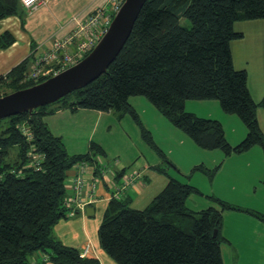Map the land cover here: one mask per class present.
Segmentation results:
<instances>
[{"label":"trees","instance_id":"obj_1","mask_svg":"<svg viewBox=\"0 0 264 264\" xmlns=\"http://www.w3.org/2000/svg\"><path fill=\"white\" fill-rule=\"evenodd\" d=\"M21 6L20 0H0V20L18 15ZM110 13L114 17L115 12ZM182 19L189 25H183ZM258 19H264V0H148L124 48L96 81L32 113L0 120V264H100L97 258L83 256L54 237L55 225L68 218L69 171L80 162H95L104 153L93 143L88 153L70 155L44 120L60 109L113 111L119 118L129 115L157 150L130 104L131 97L144 96L203 149L222 150L227 157L256 146L264 152V132L258 119L264 97L260 103L253 100L247 72L235 69L230 46L243 38L235 32V22ZM13 42L11 33H3L0 50ZM34 59L27 58L0 77V97L46 80L27 78ZM189 100L218 101L225 113L237 115L245 123V139L232 146L220 121L185 109ZM195 170L212 178L218 168L198 166ZM195 193L201 192L170 178L144 209L113 198L98 231L101 248L117 264H224L223 212L264 216L217 198L212 199L219 208L194 212L186 201ZM38 253L39 260H33Z\"/></svg>","mask_w":264,"mask_h":264},{"label":"crops","instance_id":"obj_2","mask_svg":"<svg viewBox=\"0 0 264 264\" xmlns=\"http://www.w3.org/2000/svg\"><path fill=\"white\" fill-rule=\"evenodd\" d=\"M112 9L113 0H43L35 11H29L21 6L18 15L0 20V35L9 32L14 37L12 45L0 50V77L7 76L8 73L27 58L36 57L47 52L55 41L62 40L74 31H77L79 26L86 23L95 12L104 10L110 13ZM234 30L243 34V38L234 40L230 44L234 67L236 70H245L247 72L250 95L256 103H260L264 97V19L237 21L234 24ZM79 40L81 38L76 39L72 45L67 47L66 51L74 53ZM138 103L142 104L139 101ZM204 103L208 104H204L203 108L211 109L212 112H217V114L225 118L228 117L222 114L221 111L223 110H221L219 102V104L217 102ZM130 104L138 113V105L135 102L133 103L132 100H130ZM188 105L187 101L185 109L197 115V111L189 109ZM149 112L152 115V122L163 123L159 116L161 113L157 114L152 108H149ZM214 116L211 111H208L205 117L202 115L199 117L215 119L216 117ZM123 119L128 120L129 118H127V115L119 118V115L113 111L103 112L92 109L73 111L71 109H60L52 115H47L44 120L51 132L63 140L70 155H82L89 152L94 141L103 147L102 139L106 135L107 130L112 128L114 122ZM258 119L259 123H261L260 125H262L261 127H264V112L261 109L258 110ZM215 120L222 123L219 119ZM141 123L152 134L149 129L150 127H146L145 125L147 123L144 124L142 121ZM169 129L172 133H176L175 130ZM238 132L239 139L243 141L246 131L243 128L242 132ZM231 145L234 144L231 143ZM112 154L122 156L125 159V153H122L120 150H114ZM138 154L145 156L143 150L135 153V155ZM233 157L229 156L227 158L231 159L232 171L238 175V179L234 183L229 182L219 186L224 188L229 187L233 191L234 200L239 204V208L254 211L264 216V206L257 191V186L259 185L264 189V156L262 157V152L257 150V148H253L237 156L239 158ZM227 158L220 156V165H216V162L219 160V157H216L213 160V164H215L213 165V169L210 167L208 169L214 170L218 168V171H220ZM159 162L154 160V164L144 163L143 169H140L143 170V179L140 177L143 180V186H140L139 182L136 181V185L121 197L132 208H134V205L138 206L134 209L146 208L166 187L170 178L179 179L197 188L190 181L183 179L184 176L179 173V177L170 173L169 168L171 167L165 168ZM89 165H95L94 169L89 172L87 180L91 182L92 179H95L97 200L86 207L85 213L79 212L75 217L60 220L55 225L54 237L65 246L76 248L81 253L90 245L91 251L85 256L97 258L100 264H117L101 248L98 231L104 213L112 200V194L116 191V183L124 178V172L129 171L128 165L127 163L124 164L120 159L115 165L116 169L113 170L102 167L98 159ZM198 166L207 165L204 161H198L194 164L193 168ZM151 168H156L157 172L164 173L165 175L157 184H152ZM144 173H148V175L145 176ZM75 174V168L69 171L66 180L65 201L75 196L72 188V180ZM158 176L159 174L156 177ZM198 190L200 191V189ZM216 196L217 199L223 201V196H218L217 194ZM261 196L264 198V191ZM190 199L191 196L186 201L187 208L194 212L204 210L193 209ZM209 207L214 206L209 205ZM90 208L93 211L87 213V209ZM221 235L227 240L222 245L224 264H264V219H260L246 211H224ZM39 258L40 254L33 256V260L35 261L39 260ZM46 264L54 263L48 262Z\"/></svg>","mask_w":264,"mask_h":264},{"label":"rangeland","instance_id":"obj_3","mask_svg":"<svg viewBox=\"0 0 264 264\" xmlns=\"http://www.w3.org/2000/svg\"><path fill=\"white\" fill-rule=\"evenodd\" d=\"M183 25H189L186 19H182L181 21ZM5 92H10L9 89H6ZM130 100L138 105V115L140 120L147 126H149L152 134L150 133L153 142L155 143L156 148H153L141 135V128L136 123V121L129 115H127V119L119 120L113 123L112 128L108 129L106 135L103 136L102 143H103V150L104 153L96 157L98 159L100 165L102 167L108 169H116L115 165L117 161H123L124 164L127 163L128 172H124L123 176L127 177L133 174H138L141 179H143V165L144 163L154 164V160L159 163H162V166L165 168H169V172L179 177L180 175L184 176L183 179L190 181L191 184L197 186L200 189L201 194H192L190 203L193 209H205L210 206L219 207L217 203L214 202L212 198L216 197V194L219 196H223V201L232 205L233 207H239V204L234 200L233 191L230 190L229 187H220L219 185L227 184L229 182L234 183L235 180L238 179V175L232 171V162L231 159L229 160L227 156L224 154L222 150H207L199 147L188 135L182 132L180 129L176 128L171 124V122L165 118L163 115H159L163 123L152 122V115L149 112V108H152L157 114L160 112L156 109V107L144 96H134L131 97ZM141 102L142 104L138 103ZM204 102H217L216 100H206V101H196V100H189L188 101V108L195 109L197 111V115L204 116L208 114V111H211L215 119H219L222 121L224 125V131L226 132L227 139L229 143L234 144L232 146L238 145L242 140L239 139V132L244 130L246 131L247 135V127L245 123L234 114H227L224 111H221L222 114H225L223 117L222 115L217 114V112H212L211 109L203 108ZM222 110V108H221ZM260 110V109H259ZM263 110V109H261ZM264 112V110H263ZM219 117V118H217ZM131 124V126H130ZM261 124V123H260ZM262 126V125H261ZM175 130L176 133H172L170 129ZM242 128V129H241ZM263 132H264V127ZM246 137V136H245ZM244 137V138H245ZM239 139V140H238ZM94 141V140H93ZM181 141V143H180ZM183 141V142H182ZM95 144H99L94 141ZM147 143V145H145ZM101 145V144H99ZM257 150L262 152V157L264 156L263 149L260 146H256ZM160 149L164 156L162 157ZM116 150H120L124 154V158L122 156L113 155L112 152ZM136 150V151H135ZM143 150L145 152V156L141 154L135 155L137 151ZM87 151V150H85ZM90 151V150H89ZM86 153V152H85ZM140 153V152H138ZM241 155V154H239ZM239 155H232L233 158H239ZM220 156L227 158V160L223 163V168L220 171H217L215 175L211 178L206 173L195 170L194 164L198 161L206 163L207 166L205 168H212L213 169V160L216 157H219V160L216 162V165H220ZM134 159H133V158ZM128 158V159H127ZM100 159V160H99ZM234 160V159H233ZM127 161V162H126ZM173 162V163H172ZM95 165L90 166V171L94 169ZM151 167V166H150ZM160 167V166H159ZM193 168V169H192ZM159 169V168H158ZM134 171V172H130ZM119 173V172H118ZM151 173V180L152 184H157L158 181L163 179L165 176L164 173L157 172V169L154 168L150 170ZM178 173L180 175H178ZM145 176L148 173H144ZM157 174L161 177H156ZM242 175V174H241ZM139 179V185L143 186V180ZM141 180V181H140ZM140 188V187H139ZM224 188V191H223ZM257 191L259 194V198L261 203L264 206V198L260 195L264 191L262 186H257ZM216 193V194H215ZM197 203V204H196ZM134 208L138 207L136 205L133 206ZM233 211V210H228ZM239 212V211H233ZM40 254V253H38ZM33 258V257H31Z\"/></svg>","mask_w":264,"mask_h":264},{"label":"water","instance_id":"obj_4","mask_svg":"<svg viewBox=\"0 0 264 264\" xmlns=\"http://www.w3.org/2000/svg\"><path fill=\"white\" fill-rule=\"evenodd\" d=\"M148 0H124L107 31L80 62L47 80L0 97V120L32 113L82 89L102 76L115 61ZM93 211L87 209V213ZM217 230L214 236H217Z\"/></svg>","mask_w":264,"mask_h":264},{"label":"built area","instance_id":"obj_5","mask_svg":"<svg viewBox=\"0 0 264 264\" xmlns=\"http://www.w3.org/2000/svg\"><path fill=\"white\" fill-rule=\"evenodd\" d=\"M20 2L27 10L35 11L43 0H20ZM122 3L121 0H113L112 11L116 13ZM111 14L99 10L86 23L81 24L77 31L62 40L55 41L47 52L35 57L32 70L27 78L35 81L41 78H46L47 80L84 59L107 31L113 19ZM78 38H81V40L78 42L76 51L74 53L67 52V47L72 45ZM37 160L38 158L35 156L34 161ZM74 168L76 169V174L72 180V188L75 196L65 201L69 218L77 216L79 212L85 213L86 207L97 200L95 179H92L91 182L87 180L90 172L89 163L80 162ZM139 179L138 174L122 178L116 183V191L112 194L111 199L123 197V194L125 195L126 192L133 188ZM90 251L91 246L89 245L81 254L85 256Z\"/></svg>","mask_w":264,"mask_h":264}]
</instances>
